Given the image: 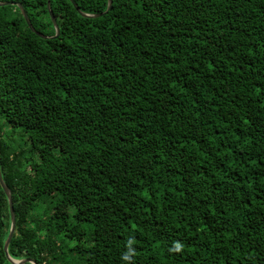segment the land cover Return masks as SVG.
Returning a JSON list of instances; mask_svg holds the SVG:
<instances>
[{"label": "trees", "instance_id": "obj_1", "mask_svg": "<svg viewBox=\"0 0 264 264\" xmlns=\"http://www.w3.org/2000/svg\"><path fill=\"white\" fill-rule=\"evenodd\" d=\"M0 2L12 259L264 264V0Z\"/></svg>", "mask_w": 264, "mask_h": 264}, {"label": "water", "instance_id": "obj_2", "mask_svg": "<svg viewBox=\"0 0 264 264\" xmlns=\"http://www.w3.org/2000/svg\"><path fill=\"white\" fill-rule=\"evenodd\" d=\"M71 2L74 4L76 9L78 10V7L76 6L74 0H71ZM8 5L16 6V7H18L21 10V13L23 14V17L26 20V22H27L29 28L32 30V32H34L36 35L42 37L43 39H47L48 38L46 36H43L39 32H37L33 28V26H32V24H31V22L29 20V17L27 15L25 9L23 8V6L20 3H18V2H0V7L1 6H8ZM111 9H112V0H109V7H108L107 12H109ZM48 10L50 12L51 19L53 21L54 28H55V31H56V35L53 38H57L60 35V29H59L57 20L55 19L54 15H53V13L51 11V2H50V0H48ZM82 15L86 16V17H89V18L102 16V15L93 16V15H86V14H82ZM0 185H1L2 189L4 190V192H5V194H6L7 198H8L9 208H10V213H11V229H10V233H9L8 239H7V241L5 243V247H4L5 254H6L8 260L12 264H26V263L37 264L35 261H32V260L16 261V260H14V259H12L10 257L9 247H10L11 241L13 239L15 230H16V217H15V212H14V202H13L12 192H11V190L7 187V185L4 182V179H3V176H2V173H1V168H0Z\"/></svg>", "mask_w": 264, "mask_h": 264}, {"label": "rangeland", "instance_id": "obj_3", "mask_svg": "<svg viewBox=\"0 0 264 264\" xmlns=\"http://www.w3.org/2000/svg\"><path fill=\"white\" fill-rule=\"evenodd\" d=\"M1 126H2L3 135L6 136L7 132L11 129L10 125H8V123H6L5 121H2Z\"/></svg>", "mask_w": 264, "mask_h": 264}]
</instances>
